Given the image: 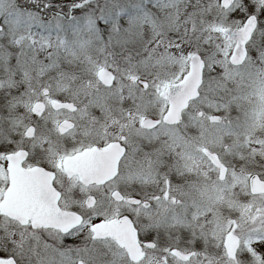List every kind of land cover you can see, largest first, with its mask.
<instances>
[{
  "label": "snow or ice",
  "instance_id": "6c2138e0",
  "mask_svg": "<svg viewBox=\"0 0 264 264\" xmlns=\"http://www.w3.org/2000/svg\"><path fill=\"white\" fill-rule=\"evenodd\" d=\"M0 264H264V0H0Z\"/></svg>",
  "mask_w": 264,
  "mask_h": 264
}]
</instances>
